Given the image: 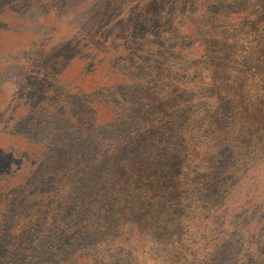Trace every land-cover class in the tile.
I'll use <instances>...</instances> for the list:
<instances>
[{"label":"trees","instance_id":"obj_1","mask_svg":"<svg viewBox=\"0 0 264 264\" xmlns=\"http://www.w3.org/2000/svg\"><path fill=\"white\" fill-rule=\"evenodd\" d=\"M175 3L187 44L172 52L151 47L153 19L135 49L154 57L148 93L161 122L147 123L145 132L138 112L131 140L114 147L115 165L101 159L95 171L88 168L82 149L66 142L72 137L56 132L50 143L28 144L26 174L9 173L0 162V264H264V0ZM173 101L179 110L169 109ZM75 115L70 133L86 123ZM191 125L210 136L201 152L205 166L192 178L204 177L195 208L184 202L195 161L192 143L184 142ZM187 146L188 164L181 159L174 170L170 164ZM233 155L257 161L254 187L243 191L248 178L242 184L227 174Z\"/></svg>","mask_w":264,"mask_h":264},{"label":"rangeland","instance_id":"obj_2","mask_svg":"<svg viewBox=\"0 0 264 264\" xmlns=\"http://www.w3.org/2000/svg\"><path fill=\"white\" fill-rule=\"evenodd\" d=\"M174 4L175 0H0V162L3 169L26 174L23 167L32 162L28 144L37 140L50 143L47 137L56 132L61 140L70 135L72 138L66 142L77 144L83 151L81 154L84 153L80 163L88 168L91 164L95 171L101 159L107 166L112 164L117 143L131 140L139 124L134 123L138 112L141 113L138 120L144 122L143 129L147 123L160 124L154 111L157 99L148 93L153 87L152 79L146 74V70L155 66L154 57L146 52L135 54V49L137 42L148 36L153 19V34L146 38L151 47L160 44L161 51L172 52L187 44L184 21H175L178 13H172ZM171 29V40L160 41ZM138 66L143 69L139 71ZM167 86L166 80L159 81L158 88L162 91ZM178 106L173 101L169 109L174 107L177 111ZM74 115L75 118L82 116L86 123L74 125V132L70 133L68 126L73 124L69 119ZM188 115L195 119L196 109L192 107ZM193 127L188 129L191 135L181 129L185 132L184 142L192 143L195 156L188 168L193 182L185 189L184 202L195 208L202 200L196 186L202 188L204 177L201 174L195 181L192 178L194 169L205 166L201 154L210 136L202 135L201 129L195 128L194 132ZM195 135L196 143L193 142ZM82 141L87 144L83 145ZM179 146L184 150L182 144ZM88 147L93 155L87 151ZM185 150L183 158L174 159L170 164L174 170L181 165V159L185 161L183 164H188L186 154L190 148L187 146ZM39 160L46 161L42 156ZM228 162L227 174L233 175V180L243 184L244 178H248V183L241 187L243 191L254 187V181L261 177L257 174L260 172L257 161L245 164L238 155H233ZM194 215L196 211L190 210V217Z\"/></svg>","mask_w":264,"mask_h":264}]
</instances>
